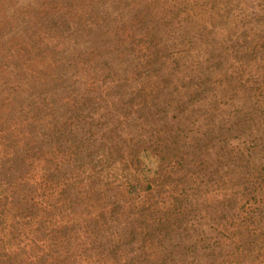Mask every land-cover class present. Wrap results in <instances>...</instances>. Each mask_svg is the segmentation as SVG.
<instances>
[{"label":"rangeland","instance_id":"obj_1","mask_svg":"<svg viewBox=\"0 0 264 264\" xmlns=\"http://www.w3.org/2000/svg\"><path fill=\"white\" fill-rule=\"evenodd\" d=\"M263 181L264 0H0V264H262Z\"/></svg>","mask_w":264,"mask_h":264},{"label":"trees","instance_id":"obj_2","mask_svg":"<svg viewBox=\"0 0 264 264\" xmlns=\"http://www.w3.org/2000/svg\"><path fill=\"white\" fill-rule=\"evenodd\" d=\"M263 183H264V181H263ZM263 199H264V197H263ZM263 230H264V228H262ZM263 234H264V231H263ZM263 251H264V247H263ZM261 259H262V261H263V263L262 264H264V252H263V254H261ZM255 258H257V256H255Z\"/></svg>","mask_w":264,"mask_h":264}]
</instances>
